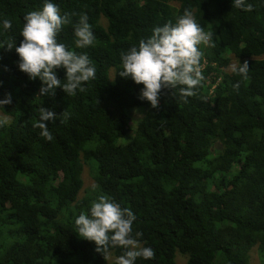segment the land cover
<instances>
[{"label": "trees", "instance_id": "1", "mask_svg": "<svg viewBox=\"0 0 264 264\" xmlns=\"http://www.w3.org/2000/svg\"><path fill=\"white\" fill-rule=\"evenodd\" d=\"M44 2L0 0V42L19 46L25 14ZM51 2L70 14L58 43L86 53L96 78L75 95L57 88L41 97L15 48H0V100L12 97L0 107L10 118L0 126V264H115L75 232V218L101 194L134 213L132 235L155 252L135 264H176L178 254L185 264H251L254 245L264 264V0H247L250 12L232 0ZM185 9L214 33L215 47L201 45L207 76L187 103L178 86L162 89L153 109L138 98L142 84L118 75L121 53ZM81 14L95 36L83 49L74 36ZM232 58L248 62V79L227 71ZM65 73L56 70L62 83ZM42 106L57 114L47 122L51 141L34 127ZM135 109L143 116L132 127ZM85 164L98 187L78 198Z\"/></svg>", "mask_w": 264, "mask_h": 264}, {"label": "clouds", "instance_id": "2", "mask_svg": "<svg viewBox=\"0 0 264 264\" xmlns=\"http://www.w3.org/2000/svg\"><path fill=\"white\" fill-rule=\"evenodd\" d=\"M232 6L245 12L253 10L254 6L247 0H232ZM71 23L70 14L61 15L60 8L51 0H45L39 10L25 14L24 24L20 35L23 39L19 46L15 40L0 42V48L11 50L19 57L18 68L25 73L29 80L39 79L41 87L39 96H55L56 89L61 88L69 96L75 95L76 90L84 91L85 82L96 78V68L86 53L69 50L65 44L58 43L57 36L62 26ZM11 21H3V29L9 30ZM76 48L93 46L95 36L88 23L86 14H81L74 28ZM213 31H205L197 23L192 11L185 9L173 23L171 20L163 26L152 30L150 37L141 39L138 47H131L126 53H121L122 70L118 75L131 78L136 84H142L139 99L147 100L153 109L159 107L162 89H176L179 87L180 98L187 103L188 97L197 95V87L205 79L201 59L203 53L201 45L215 47ZM64 68L65 81L57 77L56 70ZM232 73L243 79H248L249 65L233 63L229 65ZM237 90L240 83L233 85ZM11 94H6L0 100V107L11 103ZM64 119L68 114L64 113ZM57 114L51 109L40 107L39 119L34 127L40 129V135L51 141L53 139L48 129V123L55 121ZM63 122V121H61ZM10 123L7 117H0V126ZM93 190L98 186L93 184ZM136 216L129 208H122L119 203L105 194L99 195L92 203L89 213L81 212L74 221L75 232L84 240L94 242L95 250L105 257L110 248L124 249L115 264H135L137 258L150 260L155 258L151 247L141 246L136 237L142 233L132 235L133 222Z\"/></svg>", "mask_w": 264, "mask_h": 264}, {"label": "rangeland", "instance_id": "3", "mask_svg": "<svg viewBox=\"0 0 264 264\" xmlns=\"http://www.w3.org/2000/svg\"><path fill=\"white\" fill-rule=\"evenodd\" d=\"M171 3L173 4H177L175 1H171ZM236 63L235 60L232 58L231 62L229 65ZM205 64H202V67ZM227 71L230 72L229 66L227 68ZM203 76L206 78L207 74L203 73ZM143 116V110L141 109H135L131 112V122L130 124L132 125V127H134L138 120ZM0 117H7L9 120L10 118L8 116H6L4 113H2L0 111ZM89 163L92 164V162L88 161ZM82 180H83V185L82 188L80 189L79 193H78V198L84 197V196H89L88 194L93 193L95 190H93L92 185L95 184L94 179L91 176V172L89 170V165L85 164L84 165V169H83V173H82ZM107 261L110 263L112 261L116 260V256L112 253L109 252L107 255ZM187 259V256H185L184 254H178L176 257V264H185ZM249 261L251 264H262V261L259 257V253H258V247L257 245H254L250 251H249Z\"/></svg>", "mask_w": 264, "mask_h": 264}]
</instances>
